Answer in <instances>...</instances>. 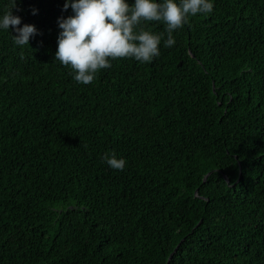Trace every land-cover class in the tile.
I'll return each instance as SVG.
<instances>
[{"label": "trees", "instance_id": "1", "mask_svg": "<svg viewBox=\"0 0 264 264\" xmlns=\"http://www.w3.org/2000/svg\"><path fill=\"white\" fill-rule=\"evenodd\" d=\"M63 4L16 0L29 45L0 31V264H264V0L88 85L54 57Z\"/></svg>", "mask_w": 264, "mask_h": 264}, {"label": "clouds", "instance_id": "2", "mask_svg": "<svg viewBox=\"0 0 264 264\" xmlns=\"http://www.w3.org/2000/svg\"><path fill=\"white\" fill-rule=\"evenodd\" d=\"M215 0H64L63 10L72 14L58 17L60 29L54 54L62 65L70 67L72 78L79 84H91L97 73L111 67L117 58H132L150 63L160 55V45L171 48L173 33L189 22L190 17L212 13ZM11 6L0 14V31L15 33L17 46L29 45L37 34L34 25L23 24ZM33 9V14H36ZM158 21L166 26L164 33H153L141 25ZM102 159L113 169L123 170L127 161L114 152H106Z\"/></svg>", "mask_w": 264, "mask_h": 264}, {"label": "water", "instance_id": "3", "mask_svg": "<svg viewBox=\"0 0 264 264\" xmlns=\"http://www.w3.org/2000/svg\"><path fill=\"white\" fill-rule=\"evenodd\" d=\"M206 177V176H205ZM205 179V178H204Z\"/></svg>", "mask_w": 264, "mask_h": 264}]
</instances>
